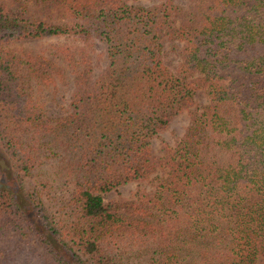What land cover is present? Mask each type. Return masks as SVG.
<instances>
[{
    "label": "trees",
    "instance_id": "1",
    "mask_svg": "<svg viewBox=\"0 0 264 264\" xmlns=\"http://www.w3.org/2000/svg\"><path fill=\"white\" fill-rule=\"evenodd\" d=\"M46 37L77 42L58 50L73 88L55 124L0 58L13 174L41 172L26 194L0 187V264H260L264 0L0 2V42ZM26 64L40 83L65 77L46 56ZM199 91L206 102L193 107ZM185 110L189 125L157 157L152 140ZM157 171L153 190L105 202Z\"/></svg>",
    "mask_w": 264,
    "mask_h": 264
},
{
    "label": "rangeland",
    "instance_id": "2",
    "mask_svg": "<svg viewBox=\"0 0 264 264\" xmlns=\"http://www.w3.org/2000/svg\"><path fill=\"white\" fill-rule=\"evenodd\" d=\"M131 4H141L150 6L158 3L160 0H127ZM0 2L10 3L11 0H0ZM28 5L31 2H27ZM32 13V10H30ZM71 39L63 37H46L37 39H11L0 42V58L8 59V56L14 59V64L19 68L18 76L21 79L22 87L30 94L34 100H38L44 108V117L50 119L52 124H55L58 117L66 111L70 99L71 91L73 88L72 74L67 69L61 58L59 57L58 50L64 44H76L77 42H70ZM171 43H168L166 49H169ZM94 51L92 56L94 61L97 59L95 73H98L105 65V56L102 54L103 45L100 42H95L93 45ZM37 56H46L50 58L58 67L64 69L65 77L61 80L57 79L51 84L40 83L34 77L30 76L27 70V61L30 58ZM16 58V59H15ZM169 58V57H168ZM18 60V61H17ZM26 61V63H22ZM175 62V59H173ZM206 102V94L204 91H199L195 97V104L193 107H200ZM0 112V122L2 121ZM188 111H183L177 115L171 123L160 131L159 135L152 140V151L157 157L164 155L165 143L174 145L177 140L182 136L187 126L189 125ZM4 133L0 127V187L7 186L8 189L15 190L18 182L21 184V189L25 193V188L32 189L36 185V180L40 178L39 174L33 170L31 175H22L19 180L13 174L12 159L14 155L9 153L5 148V140H3ZM52 165L47 162L42 166L43 171ZM53 171V167L49 172ZM161 175V171L153 173L149 179L144 181H132L124 185H120L111 192L104 195L105 202H114L132 199L134 195L141 190L150 191L154 189L155 177ZM57 177L56 173L53 174ZM18 180V181H17ZM26 194V193H25ZM28 240L40 250L42 254L47 255V252L39 244L35 234L27 230ZM260 264H264V255L261 257Z\"/></svg>",
    "mask_w": 264,
    "mask_h": 264
}]
</instances>
